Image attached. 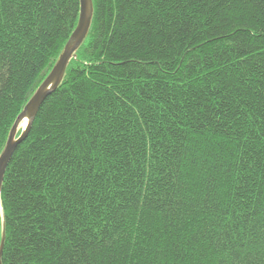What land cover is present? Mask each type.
I'll return each instance as SVG.
<instances>
[{
    "label": "trees",
    "instance_id": "obj_1",
    "mask_svg": "<svg viewBox=\"0 0 264 264\" xmlns=\"http://www.w3.org/2000/svg\"><path fill=\"white\" fill-rule=\"evenodd\" d=\"M93 6L6 170L3 264H264V0ZM80 12L0 0V156Z\"/></svg>",
    "mask_w": 264,
    "mask_h": 264
},
{
    "label": "water",
    "instance_id": "obj_2",
    "mask_svg": "<svg viewBox=\"0 0 264 264\" xmlns=\"http://www.w3.org/2000/svg\"><path fill=\"white\" fill-rule=\"evenodd\" d=\"M81 12L78 25L68 40L63 53L59 60L53 67L50 74L45 78L42 84L35 91L30 98L25 108L18 116L8 139L7 145L0 156V194L5 177L6 170L11 161V158L18 146V144L27 136L30 128L38 114V111L43 104L46 97L58 88L61 84L67 67L72 58L76 56V52L87 37L91 28L94 6L93 0H80ZM24 120H27V126L23 128L22 133L17 137L18 131ZM5 245V232H3L2 240L0 242V264H3V253Z\"/></svg>",
    "mask_w": 264,
    "mask_h": 264
},
{
    "label": "rangeland",
    "instance_id": "obj_3",
    "mask_svg": "<svg viewBox=\"0 0 264 264\" xmlns=\"http://www.w3.org/2000/svg\"><path fill=\"white\" fill-rule=\"evenodd\" d=\"M26 121H27V120H26ZM27 123H28V121H27ZM27 123H26L25 126L21 127L19 130H23V128L27 126ZM0 210H1V203H0ZM0 237H1V232H0ZM1 240H2V239H1Z\"/></svg>",
    "mask_w": 264,
    "mask_h": 264
},
{
    "label": "bare ground",
    "instance_id": "obj_4",
    "mask_svg": "<svg viewBox=\"0 0 264 264\" xmlns=\"http://www.w3.org/2000/svg\"><path fill=\"white\" fill-rule=\"evenodd\" d=\"M26 123H27V121H26V120H24V121H23V123L21 124L20 128H21V127H23V126H25V125H26ZM0 201H1V200H0Z\"/></svg>",
    "mask_w": 264,
    "mask_h": 264
}]
</instances>
